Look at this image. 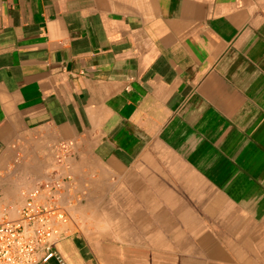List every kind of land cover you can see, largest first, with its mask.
I'll return each mask as SVG.
<instances>
[{
  "label": "crops",
  "instance_id": "obj_1",
  "mask_svg": "<svg viewBox=\"0 0 264 264\" xmlns=\"http://www.w3.org/2000/svg\"><path fill=\"white\" fill-rule=\"evenodd\" d=\"M66 155V264H264V0H0V217Z\"/></svg>",
  "mask_w": 264,
  "mask_h": 264
},
{
  "label": "built area",
  "instance_id": "obj_2",
  "mask_svg": "<svg viewBox=\"0 0 264 264\" xmlns=\"http://www.w3.org/2000/svg\"><path fill=\"white\" fill-rule=\"evenodd\" d=\"M69 152V146L63 147ZM67 155L60 157L47 177L38 181L25 195V202L15 219L0 220V264H38L57 258L66 264L55 249L63 234L75 226L69 205L62 203L71 175L64 171ZM83 197L78 196V202Z\"/></svg>",
  "mask_w": 264,
  "mask_h": 264
},
{
  "label": "rangeland",
  "instance_id": "obj_3",
  "mask_svg": "<svg viewBox=\"0 0 264 264\" xmlns=\"http://www.w3.org/2000/svg\"><path fill=\"white\" fill-rule=\"evenodd\" d=\"M72 214L74 215V213H73V212H72ZM12 215H13V216H11V217H8L7 219L14 217L15 213H12ZM3 218H4V217H0V220H2ZM77 228H78V227H77Z\"/></svg>",
  "mask_w": 264,
  "mask_h": 264
}]
</instances>
